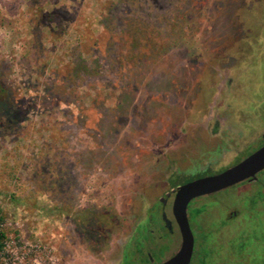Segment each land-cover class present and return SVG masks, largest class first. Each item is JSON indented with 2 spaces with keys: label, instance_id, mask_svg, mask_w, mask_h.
<instances>
[{
  "label": "rangeland",
  "instance_id": "1",
  "mask_svg": "<svg viewBox=\"0 0 264 264\" xmlns=\"http://www.w3.org/2000/svg\"><path fill=\"white\" fill-rule=\"evenodd\" d=\"M0 63L26 112L0 138V264H119L172 163L201 169L183 162L228 120L230 75L234 117L264 108V0H0ZM79 209L111 215L95 251ZM245 244L264 264V235Z\"/></svg>",
  "mask_w": 264,
  "mask_h": 264
},
{
  "label": "flooded vegetation",
  "instance_id": "2",
  "mask_svg": "<svg viewBox=\"0 0 264 264\" xmlns=\"http://www.w3.org/2000/svg\"><path fill=\"white\" fill-rule=\"evenodd\" d=\"M234 76L230 75L226 94L219 102V108L228 111V120L210 122L211 127L206 124L210 137L193 143L195 156L184 159L190 168L201 169L186 174L180 166L174 168L177 162L172 163L167 189L151 206H144L121 246L119 264H164L174 258L183 243L174 215L178 189L222 174L264 147L263 106L251 105L245 111L239 101L236 109L240 115L234 117L235 110L228 105L230 99L237 100L235 89L240 91ZM187 217L194 238L189 264H248L247 257L257 254L247 251L245 242L264 235V169L236 185L193 199ZM252 222L254 230L248 224Z\"/></svg>",
  "mask_w": 264,
  "mask_h": 264
},
{
  "label": "trees",
  "instance_id": "3",
  "mask_svg": "<svg viewBox=\"0 0 264 264\" xmlns=\"http://www.w3.org/2000/svg\"><path fill=\"white\" fill-rule=\"evenodd\" d=\"M123 4L127 1L132 3L135 0H119ZM203 3V0H198ZM143 31L136 30L134 36L141 37ZM143 43L150 47H157L156 36L154 33L143 38ZM26 112L21 109V101L18 98L17 90L9 84L6 78V72L0 63V138L14 134L16 130L26 121ZM68 208H72L70 200L67 202ZM68 210V209H67ZM77 221V229L83 236L92 251L98 249L101 243L106 239L107 230L111 224V215L105 209L102 210H77L74 212ZM6 236L0 233V252L4 250V241Z\"/></svg>",
  "mask_w": 264,
  "mask_h": 264
},
{
  "label": "water",
  "instance_id": "4",
  "mask_svg": "<svg viewBox=\"0 0 264 264\" xmlns=\"http://www.w3.org/2000/svg\"><path fill=\"white\" fill-rule=\"evenodd\" d=\"M263 169L264 147L222 174L206 177L180 187L175 198L174 215L180 227L183 243L179 253L164 264H189L190 262L194 248V238L187 217V208L190 201L236 185L250 177H254L256 173Z\"/></svg>",
  "mask_w": 264,
  "mask_h": 264
},
{
  "label": "built area",
  "instance_id": "5",
  "mask_svg": "<svg viewBox=\"0 0 264 264\" xmlns=\"http://www.w3.org/2000/svg\"><path fill=\"white\" fill-rule=\"evenodd\" d=\"M0 227H1V225H0ZM0 233H1V230H0Z\"/></svg>",
  "mask_w": 264,
  "mask_h": 264
}]
</instances>
